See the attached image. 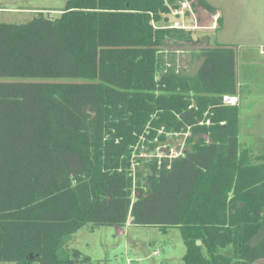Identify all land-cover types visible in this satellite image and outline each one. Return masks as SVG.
Returning a JSON list of instances; mask_svg holds the SVG:
<instances>
[{
  "label": "trees",
  "instance_id": "obj_1",
  "mask_svg": "<svg viewBox=\"0 0 264 264\" xmlns=\"http://www.w3.org/2000/svg\"><path fill=\"white\" fill-rule=\"evenodd\" d=\"M173 1L67 0L57 16L0 22V263L93 264L78 248L65 251L69 237L130 218L179 227L186 264L264 261V235L252 242L264 225V161L241 149L239 106L223 105L238 92V47L203 48L184 86L157 80L167 35L200 42L158 24L171 4L180 8ZM162 122L205 135L134 177L132 146ZM229 246L235 256L219 251Z\"/></svg>",
  "mask_w": 264,
  "mask_h": 264
},
{
  "label": "rangeland",
  "instance_id": "obj_2",
  "mask_svg": "<svg viewBox=\"0 0 264 264\" xmlns=\"http://www.w3.org/2000/svg\"><path fill=\"white\" fill-rule=\"evenodd\" d=\"M66 2L67 0H0V22L23 23L39 11L57 16ZM173 2L180 8H175L171 4L168 22L161 20L158 24H172L171 27L183 28L194 39H200V42L193 44L185 39H179L177 38L178 32H171L167 35L158 54L161 59L157 68V80L167 76L173 82L176 79L179 80L183 86L195 77L202 61L203 48L214 46L218 43L216 39L218 41L237 40L240 33H232L229 30L244 29L248 22L254 23L255 18L259 16V10L251 4H231L225 3L224 0H209L211 4L221 7L227 17L232 15L236 18L234 21H237L235 26L231 24L225 30L214 29L212 28V14L207 10L199 6H192L188 0H174ZM162 17H165V14H162ZM207 37L209 42L206 40ZM178 91L180 92V90L174 89L173 92ZM181 92L190 98L195 97L194 93L188 89H182ZM238 104L239 99L235 105L238 106ZM223 105L233 106L226 104L224 97ZM247 118L250 117L240 118L239 116L241 149L249 151L250 160L253 163L264 161V131L261 133L263 137L256 134L258 139L252 140L251 138L255 136L254 133L244 125ZM163 123H160V127H155L157 133L154 135L151 124H148L138 136L136 144L132 146L131 167L134 177L138 167L147 169L148 162L153 158L161 160L166 157H176L183 151L191 149L200 140V137L205 135L201 132L190 137V128L186 133L168 132ZM206 124H210V120ZM263 235L264 225L253 237L252 242H258ZM72 248H78L84 254L91 256L93 264H186L183 260L186 245L179 227L164 229L158 226L139 225L133 223L131 218L124 227L92 224L83 226L69 237L64 249L67 252ZM219 251L235 256L232 246L219 248ZM0 264L13 263L1 262ZM255 264H264V261L259 260Z\"/></svg>",
  "mask_w": 264,
  "mask_h": 264
},
{
  "label": "crops",
  "instance_id": "obj_3",
  "mask_svg": "<svg viewBox=\"0 0 264 264\" xmlns=\"http://www.w3.org/2000/svg\"><path fill=\"white\" fill-rule=\"evenodd\" d=\"M224 2L251 4L259 10V16L255 18L254 23L248 22L244 29L229 30L232 33H240V36L236 38L237 40L218 41L216 39L218 43L235 44L238 47L236 79L238 92L232 96H236L239 99L240 118L250 117L249 119L247 118L244 125L247 126L249 131L254 133L255 136L251 139L257 140L258 136L256 134L261 135L264 131V0H224ZM211 5L217 8L215 13L221 16V29L225 30L231 24L235 26L237 21L234 20L236 18L232 15L227 17L224 10L218 7L217 4ZM248 21L251 20L248 19ZM260 108L261 110H259Z\"/></svg>",
  "mask_w": 264,
  "mask_h": 264
},
{
  "label": "built area",
  "instance_id": "obj_4",
  "mask_svg": "<svg viewBox=\"0 0 264 264\" xmlns=\"http://www.w3.org/2000/svg\"><path fill=\"white\" fill-rule=\"evenodd\" d=\"M219 18H220V14H218V13L212 14V28H214V29L218 28ZM237 99L238 98L236 96L224 95V100H225L226 104L235 105V104H237ZM170 158H172V157H170ZM129 264H137V263H129Z\"/></svg>",
  "mask_w": 264,
  "mask_h": 264
},
{
  "label": "water",
  "instance_id": "obj_5",
  "mask_svg": "<svg viewBox=\"0 0 264 264\" xmlns=\"http://www.w3.org/2000/svg\"><path fill=\"white\" fill-rule=\"evenodd\" d=\"M202 243L201 240H197V244L200 245ZM31 257H33V255H31Z\"/></svg>",
  "mask_w": 264,
  "mask_h": 264
}]
</instances>
